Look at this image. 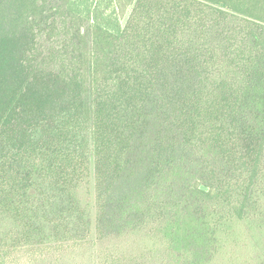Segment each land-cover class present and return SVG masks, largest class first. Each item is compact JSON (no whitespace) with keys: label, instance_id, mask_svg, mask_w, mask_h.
I'll list each match as a JSON object with an SVG mask.
<instances>
[{"label":"trees","instance_id":"16d2710c","mask_svg":"<svg viewBox=\"0 0 264 264\" xmlns=\"http://www.w3.org/2000/svg\"><path fill=\"white\" fill-rule=\"evenodd\" d=\"M261 241L264 0H0V264Z\"/></svg>","mask_w":264,"mask_h":264},{"label":"rangeland","instance_id":"374dc122","mask_svg":"<svg viewBox=\"0 0 264 264\" xmlns=\"http://www.w3.org/2000/svg\"><path fill=\"white\" fill-rule=\"evenodd\" d=\"M78 1L82 2V0ZM80 8L82 7L80 6ZM128 14L129 10H127L124 17L120 19L122 25L125 23ZM245 233L248 234L249 232L247 231ZM261 243V246H259L258 249L252 252H249L248 249H241V264H264V241H261ZM131 248L132 246H126V249H128V251H130ZM94 253L95 251L90 248H88V250H75L69 254L64 255L61 264H97V258H95L96 256L94 255Z\"/></svg>","mask_w":264,"mask_h":264}]
</instances>
